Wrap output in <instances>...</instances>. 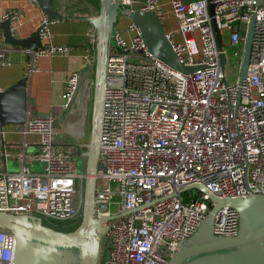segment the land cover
Wrapping results in <instances>:
<instances>
[{
    "label": "built area",
    "instance_id": "built-area-1",
    "mask_svg": "<svg viewBox=\"0 0 264 264\" xmlns=\"http://www.w3.org/2000/svg\"><path fill=\"white\" fill-rule=\"evenodd\" d=\"M209 1L214 4L212 15ZM120 7L152 11L164 27L166 16L173 17L176 29L165 28V36L179 63L199 67L183 73L166 65L148 51L140 28L127 16L123 27L116 24L111 31L96 168V180L107 185L97 189L95 184L93 216L112 218L106 222L100 264H167L212 208L211 194L221 198L264 195V4L256 0H120ZM253 16L246 76L239 84L242 46L238 76L230 82L222 34L228 33L231 46L243 44ZM19 18L17 9H9L0 21L8 20L13 34ZM53 20L42 12L41 39L51 37ZM88 35L95 45L92 26ZM9 49L0 45V66L6 65ZM24 51L27 80L36 70L38 57L65 54L69 47L49 42ZM88 59L95 61L93 55ZM81 74L73 71L66 78L61 95L65 111L79 90ZM25 110L24 122L16 126L23 140L15 151L4 143L0 122L3 161L16 158L19 163L16 170L0 167V212L41 220L81 218L85 171L77 169L79 148L56 141L63 131L56 126L54 114L39 116L27 102ZM30 133L38 135L36 153L28 152ZM32 161L40 168H34ZM111 182L118 183L117 190L111 189ZM194 184L206 192L189 187ZM238 227L234 207L223 206L214 214L213 235L235 236ZM15 246L14 235L0 226V264L14 263Z\"/></svg>",
    "mask_w": 264,
    "mask_h": 264
},
{
    "label": "water",
    "instance_id": "water-1",
    "mask_svg": "<svg viewBox=\"0 0 264 264\" xmlns=\"http://www.w3.org/2000/svg\"><path fill=\"white\" fill-rule=\"evenodd\" d=\"M47 16L61 19L52 0H35ZM262 0H256L260 4ZM97 13L84 19L96 32L95 64L93 69V108L91 116V137L83 152L86 157L84 198L81 220L78 226L67 232L54 230L42 224L41 219L33 216L14 215L0 212V226L8 229L16 240L13 264H98L101 242L110 218L93 216L96 168L99 154L98 134L101 112V93L106 75L108 48L113 44L110 37L119 16H127L139 28L148 51L171 68L183 73H191L198 66H185L172 49L165 36V27L160 18L152 11H128L120 7V0H98ZM214 4L209 1V13L213 14ZM255 17L250 19L244 35L239 84L246 76L253 37ZM3 40L17 49L27 50L40 47L41 37L37 31L27 38L14 37L9 21H0ZM218 49L222 48L219 37ZM221 66L225 55L221 53ZM86 71L84 77L88 75ZM26 78L0 92V122L2 126H18L24 122L27 102ZM36 114V113H35ZM39 115V114H37ZM49 114L39 116L47 117ZM81 118L82 115H75ZM61 142L62 136L57 135ZM189 187L206 190L197 184ZM212 208L198 226L197 230L182 241L169 257L167 264H264V195H247L221 198L210 195ZM223 206L234 207L239 215L237 234L219 237L212 233L214 214ZM116 217V216H114Z\"/></svg>",
    "mask_w": 264,
    "mask_h": 264
},
{
    "label": "crops",
    "instance_id": "crops-1",
    "mask_svg": "<svg viewBox=\"0 0 264 264\" xmlns=\"http://www.w3.org/2000/svg\"><path fill=\"white\" fill-rule=\"evenodd\" d=\"M166 3L167 0H161ZM264 4V0H262ZM53 6L58 10L61 19L53 20L50 25V38L41 40L43 45L49 42L54 45L69 47L68 53H56L53 55H42L36 61V70L31 77L27 79V104L34 113L54 114L56 123L62 129L61 143H72L84 140V127L88 110H92L93 102V69L94 62L88 59V56L95 57V45L92 44L88 35L91 25L84 19L87 16L94 15L90 10L92 6L84 12V6L81 0H52ZM9 9L19 11V22L13 30V36L17 38H27L38 31L39 22L43 9L35 0H0V17ZM168 9V7H167ZM165 28L174 32L176 22L173 17L168 15ZM124 20V21H123ZM127 19L123 18L122 23ZM178 38V35H174ZM0 45L9 47L7 53L6 65L0 66V88L7 89L19 79L24 77V67L28 58L26 52L21 49H15L3 40L2 30L0 28ZM73 71H80L81 82L79 90L74 98L71 108L65 111L61 108L62 92L68 75ZM86 71L88 75L84 77ZM84 108L86 113L84 114ZM83 111H82V110ZM82 115L77 118L75 115ZM80 129L82 133L74 130ZM4 143L12 151L17 149L22 135L13 124L3 126ZM73 139V140H72ZM28 143V152L36 153L38 150V135L30 133L26 137ZM0 143V167L6 166L8 170H16L19 163L16 158L3 161L1 155ZM5 164V165H4ZM34 168H40V164L32 161Z\"/></svg>",
    "mask_w": 264,
    "mask_h": 264
},
{
    "label": "rangeland",
    "instance_id": "rangeland-1",
    "mask_svg": "<svg viewBox=\"0 0 264 264\" xmlns=\"http://www.w3.org/2000/svg\"><path fill=\"white\" fill-rule=\"evenodd\" d=\"M78 1V0H77ZM82 5L84 6V12L87 13V8H89V6H92V9L90 10L93 14L97 13L98 10V0H81ZM163 3V1H162ZM123 15L119 16L117 25L123 27L124 23H122V19L125 18V16ZM166 18H168L166 16ZM124 21V20H123ZM222 41L224 44V48L226 49V53H227V57H228V61L225 65V72H226V76L228 78V80L230 82H233L236 80L237 76H238V69H237V62L239 60L240 57V51L242 49L243 44H238L236 46H231L228 44V33L226 31L223 32L222 34ZM92 108H93V102L91 103ZM84 114L86 113V108H84ZM91 116H92V110L90 113V109L88 110L87 113V118H86V124L84 127V140H82V144L80 142H72L70 144L76 145L77 148H79L78 154L76 156V160H77V169L79 172H84L85 171V166H86V157L82 155V152L87 150L86 144L89 142L90 137H91ZM56 126H60L56 123ZM77 133H82V131L78 128L76 130H74ZM73 140V139H72ZM61 144H68V143H61ZM105 185H107V182H105L102 179H97L96 180V188L100 189L102 187H104ZM110 187L112 190H117L118 189V183L117 182H111L110 183ZM118 197L116 194L113 195V201L117 200ZM117 210V206L115 205V203H113L111 205V211L115 212ZM81 218H74V219H69V220H51V219H47V218H42V224H44L45 226H48L54 230H58V231H62V232H67V231H71L73 229H75L79 222H80ZM105 251V239L103 237L102 242H101V254L104 253ZM100 264V260L99 263Z\"/></svg>",
    "mask_w": 264,
    "mask_h": 264
}]
</instances>
